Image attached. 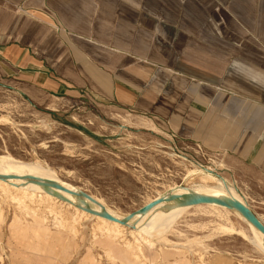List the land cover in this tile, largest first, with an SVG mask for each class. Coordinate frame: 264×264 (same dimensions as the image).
Segmentation results:
<instances>
[{
  "label": "crops",
  "instance_id": "crops-1",
  "mask_svg": "<svg viewBox=\"0 0 264 264\" xmlns=\"http://www.w3.org/2000/svg\"><path fill=\"white\" fill-rule=\"evenodd\" d=\"M161 1L163 18L138 0H0V82L33 105L164 116L168 140L219 158L264 224V0ZM207 83L227 117L202 112Z\"/></svg>",
  "mask_w": 264,
  "mask_h": 264
},
{
  "label": "rangeland",
  "instance_id": "rangeland-1",
  "mask_svg": "<svg viewBox=\"0 0 264 264\" xmlns=\"http://www.w3.org/2000/svg\"><path fill=\"white\" fill-rule=\"evenodd\" d=\"M138 1L166 15L168 5L161 0ZM187 81L180 83L185 91L197 84ZM204 87L205 116L216 108L227 117L229 97L208 83ZM185 95L184 100L191 97ZM166 120L141 111L108 118L87 102L33 105L0 82V159L85 193L118 215L128 216L174 186L223 193L218 182L199 185V173L189 174L193 166L215 170L233 187L219 158L171 143L160 128ZM149 213L133 220L142 224ZM227 220L236 234L216 231ZM0 264H264V247L237 216L207 205L182 214L160 235L139 238L37 193L22 198L0 189Z\"/></svg>",
  "mask_w": 264,
  "mask_h": 264
},
{
  "label": "bare ground",
  "instance_id": "bare-ground-1",
  "mask_svg": "<svg viewBox=\"0 0 264 264\" xmlns=\"http://www.w3.org/2000/svg\"><path fill=\"white\" fill-rule=\"evenodd\" d=\"M195 168L194 171H189V174H195L199 173L200 175V184H208L210 182H218L221 187L223 188V193L218 194L215 192H209L204 191L202 189L198 188H192L190 185L183 187V186H174L170 187L168 192L162 196L163 203L159 204L158 206L154 207L153 209L147 211L144 214H136L133 219L140 215L144 217L146 214L149 215L146 217L144 222L142 224L137 223L133 219H131L126 225H120L118 223L110 222L100 216L97 215H91L86 212V210H91L94 213L100 214L102 210H105L109 215L112 217L123 220L127 215H118L114 212H111L101 201L91 199L95 202L92 203L86 198H83L79 195L82 193L78 191H71L67 189L64 185L61 186L60 183H56L54 181H50L48 179H37L36 176H34L29 169H20L14 165L7 164L3 162L0 159V176L6 177L5 179H0V189L5 193H19L21 194L22 198H31L35 193L39 194L42 198H44L47 201H55L57 203H60L62 205H65L67 207L72 208L77 213L84 215L86 217H89L91 219L98 220L102 223L112 225L116 228H125L127 231L134 235L135 237H143L151 234L160 235L164 231H166L168 228L172 226V224L181 216L182 214L186 213L187 211L191 210L195 206H187V207H180L175 202L169 201V197L172 195H201L205 197H210L213 199H232L239 201L240 203L245 204V201L242 197L239 196V194L236 192V190L233 187H229L226 185L224 180L220 177H217L214 174L213 171L207 169V168ZM213 173V174H212ZM35 178L40 183H53L56 185H59L63 189L69 191L72 194L65 193L63 191H59L56 189H51L54 193H57L62 197V200L57 199L53 195H50L44 191V189L38 185L36 182L31 181L29 178ZM51 179V177L49 178ZM54 179V178H53ZM207 205L209 207H212L216 209L217 211L233 214L237 216L245 225L247 228L254 231L262 243L264 242V237L261 233H259L252 225H250L237 211L229 210L223 206L217 205L215 203L211 204H203ZM198 206V205H196ZM216 231L224 233H237V230L235 229L234 225L227 220L225 225H218L216 228ZM226 234V233H225Z\"/></svg>",
  "mask_w": 264,
  "mask_h": 264
},
{
  "label": "water",
  "instance_id": "water-1",
  "mask_svg": "<svg viewBox=\"0 0 264 264\" xmlns=\"http://www.w3.org/2000/svg\"><path fill=\"white\" fill-rule=\"evenodd\" d=\"M6 177L0 176V179H5ZM31 181L36 182L38 185H40L44 191L50 195H53L59 200H62V197L58 195L57 193H54L51 189H56L59 191H63L65 193H70L69 191L63 189L59 185L53 184V183H40L37 179L30 177ZM83 198L88 199L92 203H95L87 194L82 193L79 195ZM169 201L175 202L180 207H187V206H196V205H203V204H211L215 203L217 205L223 206L229 210L237 211L250 225H252L259 233H261L264 237V224L257 218V216L249 209L248 206L240 203L239 201L232 200V199H213L210 197H205L201 195H172L169 197ZM163 203L162 199H157L141 208H139L137 211H133L129 213L127 217H125L123 220H118L111 215H109L105 210H102L100 214L94 213L91 210H86L87 213L91 215H97L100 216L110 222L118 223L120 225H126L136 214H144L147 211L153 209L154 207L158 206L159 204ZM264 247V242H263Z\"/></svg>",
  "mask_w": 264,
  "mask_h": 264
},
{
  "label": "built area",
  "instance_id": "built-area-1",
  "mask_svg": "<svg viewBox=\"0 0 264 264\" xmlns=\"http://www.w3.org/2000/svg\"><path fill=\"white\" fill-rule=\"evenodd\" d=\"M173 143H174V142H173ZM184 160H185V159H184ZM185 161H186V160H185ZM187 162H188V161H187ZM219 165H220V164H218L217 166L219 167ZM199 167H201V166H199ZM213 172H215V170H213ZM214 174H215V173H214ZM215 175H216V174H215ZM217 177H218V176H217Z\"/></svg>",
  "mask_w": 264,
  "mask_h": 264
}]
</instances>
